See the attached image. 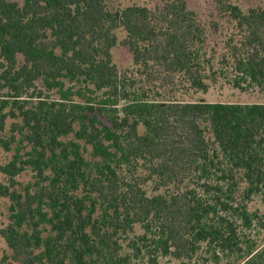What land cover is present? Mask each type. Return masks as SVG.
<instances>
[{"label": "trees", "instance_id": "trees-1", "mask_svg": "<svg viewBox=\"0 0 264 264\" xmlns=\"http://www.w3.org/2000/svg\"><path fill=\"white\" fill-rule=\"evenodd\" d=\"M210 6L0 0V264H264V6Z\"/></svg>", "mask_w": 264, "mask_h": 264}, {"label": "rangeland", "instance_id": "rangeland-1", "mask_svg": "<svg viewBox=\"0 0 264 264\" xmlns=\"http://www.w3.org/2000/svg\"><path fill=\"white\" fill-rule=\"evenodd\" d=\"M20 3L23 2V0H17ZM156 0H108V8L110 10H117L118 8H122L125 7L127 5L136 3V4H141V5H145V4H153V2H155ZM213 0H191V2L193 4H197V5H205L208 4L209 8L211 7L210 5L212 4ZM236 3H238L244 10L247 9L248 7H252V6H264V0H234ZM119 36L120 38L123 36L122 32H119ZM113 54H114V61L116 62L118 68L121 71H124L126 69H132L134 68V63H133V59H132V55L131 53L122 45H117L114 50H113ZM218 92H223L220 89L218 91H216V96L218 95ZM223 99H229L232 98V95L228 93V91H226L225 93L223 92L222 96H219ZM242 98H246L248 100H254L255 97L254 96H250V95H242ZM11 120H8V123L6 125V131L8 133H10L11 130ZM13 155V151L11 152H7L2 146H0V162L6 163L8 162ZM33 172L28 171V172H24L19 178L22 181H28L32 179V175ZM5 178L3 177V175L0 173V180L5 181ZM10 200L8 198H2L0 199V230L2 227H4L5 225L8 224L9 222V215H10ZM250 209L251 210H256L258 209L260 211V213H262L264 215V203L260 198H255L251 204H250ZM253 234H257V238H259V242L263 243L264 242V231H257V232H253ZM8 250V247L6 245V242L4 240V238L2 237V235L0 234V258L3 255L4 252H6ZM211 256L205 255V257L203 259H201L200 261H203L204 263L201 264H215L212 261H210ZM161 264H179L177 261L169 258V257H162L160 259ZM200 264V263H199Z\"/></svg>", "mask_w": 264, "mask_h": 264}]
</instances>
